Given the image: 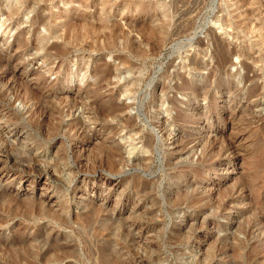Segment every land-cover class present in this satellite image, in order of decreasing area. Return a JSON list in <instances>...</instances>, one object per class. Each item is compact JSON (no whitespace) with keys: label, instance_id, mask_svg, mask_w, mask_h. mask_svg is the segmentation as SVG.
<instances>
[{"label":"rangeland","instance_id":"1","mask_svg":"<svg viewBox=\"0 0 264 264\" xmlns=\"http://www.w3.org/2000/svg\"><path fill=\"white\" fill-rule=\"evenodd\" d=\"M0 264H264V0H0Z\"/></svg>","mask_w":264,"mask_h":264},{"label":"bare ground","instance_id":"2","mask_svg":"<svg viewBox=\"0 0 264 264\" xmlns=\"http://www.w3.org/2000/svg\"><path fill=\"white\" fill-rule=\"evenodd\" d=\"M5 14V13H4ZM43 18V17H42ZM41 19V18H40ZM56 32V31H55ZM6 40V39H5ZM219 40V39H218ZM28 45V44H27ZM33 45V44H32ZM7 51V50H6ZM241 49L237 48V47H228L226 48V50L223 53V59L225 61V63H233V60L231 59V55L234 53H238L240 52ZM245 52V51H244ZM251 53V52H250ZM253 53V52H252ZM239 54V53H238ZM249 54V53H248ZM256 54V53H255ZM248 57H251L252 55H247ZM14 58V57H13ZM11 60V59H10ZM223 62V61H222ZM58 63V62H57ZM58 66V65H57ZM227 66V64L225 65ZM13 67V66H12ZM57 69V68H56ZM58 70V69H57ZM56 71V70H55ZM27 72V71H26ZM10 75V74H9ZM19 77V76H18ZM41 81V80H40ZM28 83V82H27ZM35 83V82H34ZM46 83V81H45ZM31 84V82H30ZM35 88V87H34ZM15 96V95H14ZM70 123V122H69ZM235 144V143H234ZM131 155V154H130ZM116 158V157H115ZM7 177V176H6Z\"/></svg>","mask_w":264,"mask_h":264}]
</instances>
